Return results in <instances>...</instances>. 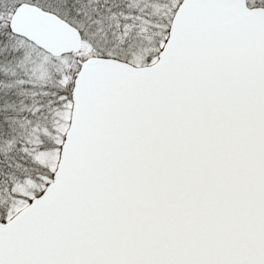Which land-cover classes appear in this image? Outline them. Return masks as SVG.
Returning <instances> with one entry per match:
<instances>
[{
    "label": "snow or ice",
    "instance_id": "6c2138e0",
    "mask_svg": "<svg viewBox=\"0 0 264 264\" xmlns=\"http://www.w3.org/2000/svg\"><path fill=\"white\" fill-rule=\"evenodd\" d=\"M0 264H264V0H0Z\"/></svg>",
    "mask_w": 264,
    "mask_h": 264
}]
</instances>
